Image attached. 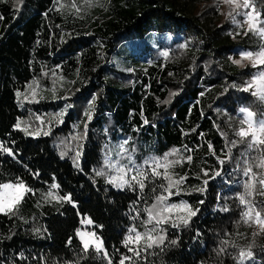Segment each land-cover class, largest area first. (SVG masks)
Here are the masks:
<instances>
[{
	"label": "trees",
	"instance_id": "obj_1",
	"mask_svg": "<svg viewBox=\"0 0 264 264\" xmlns=\"http://www.w3.org/2000/svg\"><path fill=\"white\" fill-rule=\"evenodd\" d=\"M216 1L0 0V146L15 153L10 157L0 147V184L22 179L33 190L14 213H0V264H119L121 256L131 255L122 245L127 230L145 232L142 210L168 182L152 180L143 193L138 186L133 191L107 183L118 173L105 168L106 160L127 163L119 154L126 139L141 166L175 152L168 159L184 162L169 172L173 180H186L171 189L180 195L167 203L199 209L187 226L179 220L187 212L174 210L171 218L180 226H161V248L143 251L145 238L137 264H238L240 250L250 246L254 264H264V229L255 211L244 222L248 207L238 198L248 180L241 170L248 159L255 181L245 199L264 219V167H256L264 147L249 157L242 156L246 145L239 143L227 151L244 126L239 108L264 112V101L252 89L242 91L253 69L233 63L241 50L262 49L264 38L233 23ZM249 4L264 21V0ZM18 122L20 129L14 127ZM229 156L230 162L218 164ZM52 183L59 187L52 189ZM49 192L70 194L72 203L54 200ZM225 206L229 210L221 211ZM136 210L141 215L134 220ZM83 218L102 226L86 229L103 242L107 258L94 248L83 252L77 236Z\"/></svg>",
	"mask_w": 264,
	"mask_h": 264
},
{
	"label": "snow or ice",
	"instance_id": "obj_2",
	"mask_svg": "<svg viewBox=\"0 0 264 264\" xmlns=\"http://www.w3.org/2000/svg\"><path fill=\"white\" fill-rule=\"evenodd\" d=\"M225 3L229 4H235L236 0H225ZM75 7V5H73ZM243 8V9H249L250 4L249 0H243V5L236 4V8L233 9V11L236 13L235 16H232V22L239 24V21L236 19V16H243L245 18V23L248 25V31L249 32H255L258 36L264 38V28L259 27L261 23H264V21L260 20V13L255 11L254 6H252L251 11H237L236 9ZM247 34V33H246ZM186 45H180L181 48H184ZM165 57L168 56V53H163ZM241 59H248L253 61L252 66L254 68H260L261 66H264V50H261L259 52H252V51H242L240 52ZM233 63L240 64V60H234ZM260 84V87L262 90H264V70H260L258 72V75L255 76L251 84H249L247 87L243 88L242 91L248 92L250 91L251 87L253 85ZM19 95V93H18ZM203 95V93H201ZM254 96H258L259 93H253ZM261 101H264V96L259 97ZM91 103V102H90ZM238 114L240 117V123L241 125H246L247 127L241 126L238 131H235V135L239 137V141H232L230 145L227 146V151L231 152L233 148L237 146V143L240 145H246V149L244 153H242L243 157H249L251 151L260 149L264 147V112H258L254 113L249 109L247 106H241L238 110ZM260 117L259 119L254 120V117ZM39 119V117H37ZM87 119L90 121L92 119L91 114L87 116ZM145 124H148V121H144ZM16 129H20L21 125L18 122L16 125H14ZM85 128H87V125H85ZM27 131L26 129H24ZM28 135H39V132L36 133H27ZM49 133L44 132L43 135L47 136ZM203 135V134H201ZM129 143V140L126 139L123 144L120 145L119 148V154L122 155V158L127 159V163H122L121 161H117L116 163H110L106 160L105 162V168H112L115 171H117V176H111L107 183L118 188V189H125L126 187L129 189H132L133 191L137 190V186L139 189V192L143 193L147 184L155 179L163 178L166 180L167 186L164 184H160L159 187L163 189V192L156 196L155 203L152 204L151 207L145 208L142 211L147 213V220H142L141 223L145 226V232L142 234L139 231L136 230V227H130L128 231V235L125 236L124 240L122 241V245L125 249H127L128 253H131V255H123L121 256L119 260V264H137V260L139 259L141 255V249L139 248V245L142 241H145L146 238V246L143 248V251H147L148 249L152 248H161L163 245H165L166 242V230L161 227L162 225H166L171 223V227L176 228L180 226L178 223L172 220L171 214L174 210L180 208L187 212L186 217H180V224H183L187 226L190 223V220L197 216L199 209L193 210L190 205H188L185 202H181L180 205L174 204V203H167V201L173 196V195H180V192L177 190L175 193L171 191L173 188L179 187L180 184H182L186 177H181L179 180H173L172 176L169 172V169H171L175 164L183 163L182 160H169L168 157L171 155H174L175 152L172 153H166L164 157L158 158V157H152L150 161H145L144 165H138L132 158V155L129 153L126 145ZM2 147V146H0ZM208 148L210 151L215 154V150L213 149V146L211 144L208 145ZM2 150L4 153H6L8 156L13 157L15 156L14 151L10 147H2ZM191 151V150H189ZM66 155V153H61V158H63ZM80 156V152H77V160ZM193 158L191 155L187 156V161H191ZM232 157H227L226 159H218V164L221 166H224L226 163L230 162ZM253 159H255L253 157ZM243 163L246 165L243 169V174L245 177L248 178V180L244 183V194L239 195V203L241 205H247L248 210L242 213V217H244V222L247 223L250 214L255 211V216L257 218V222L260 223L262 226V229H264V219L261 218V212L256 211V205L252 204L251 201H248L245 199L246 196L252 195V189L254 187V181L255 176L252 174V167L253 165L248 163V159H244ZM76 166L79 167L78 162L76 163ZM237 167L239 168L240 165L237 164ZM256 167H264V158L261 159L260 163L256 165ZM163 168V173L159 170ZM145 169H150V171H146ZM105 173L102 171H96V176H103ZM131 174V178L127 179L125 178V175ZM36 176L39 175V173L35 174ZM204 175H208V172L205 171ZM222 175V170L217 171L215 173V176H210L209 180L215 179L217 177H220ZM209 180H205L204 183L208 184ZM260 185L264 187V180L259 181ZM59 185L56 183L51 184L52 189L58 188ZM0 213H14L15 209L19 206L20 202L25 198L26 195L29 193H32V189L28 187L22 179H18V182L16 184L13 183H4L0 184ZM163 193H167V195H164ZM261 196H264V191H261L259 193ZM49 196H52V193H48ZM52 199L58 200L60 202L67 201L69 203H72V197L70 194L65 196H52ZM140 197H137V200H139ZM50 202V201H49ZM203 201H201V204ZM75 206V205H74ZM221 211L227 212L229 209L225 206ZM167 214V215H165ZM141 215L140 210H136V215L133 216V219L139 218ZM80 223L82 225H90L95 227H102L95 225L94 221L91 218H83L80 220ZM148 225H152V227L149 229ZM38 231V230H37ZM132 233H135V236L132 235ZM152 233H164L160 235H153ZM77 235L80 237L81 244H82V250L85 254H87L90 250V248H94L96 253L103 252V257L107 258L108 253L103 250V242L97 239H87L85 238V233L77 230ZM88 237H95V232L87 233ZM71 243V241H69ZM168 243L171 245L177 244V240H171ZM228 241H222V247L220 249L221 252H224L228 246ZM129 245H136L137 247H130ZM246 261H251L254 264V253L251 251V246L249 250L244 251L243 249L239 252V258H238V264H245ZM107 264H114V261L112 259L107 260Z\"/></svg>",
	"mask_w": 264,
	"mask_h": 264
},
{
	"label": "rangeland",
	"instance_id": "obj_3",
	"mask_svg": "<svg viewBox=\"0 0 264 264\" xmlns=\"http://www.w3.org/2000/svg\"><path fill=\"white\" fill-rule=\"evenodd\" d=\"M216 4H217V5H221V7H222V12H224V14H226L227 16H229V15H233V16H235L236 13L233 11V9L236 8V4L243 5V0H236V3H235V4L225 3V0H218V1H216ZM236 10H237V11H251V10H252V6H250L249 9L238 8V9H236ZM236 19H237L238 21H240V23H242L245 27H248L247 23H245V18H244L243 16H236ZM261 50H264V47H263L262 49H260L259 51H261ZM242 51H245V50H241V51H239V53L237 54V56L235 57L234 60H240V61H241V63L238 64L240 67L250 66V67L253 69L252 77H251V79L249 80V83H248V84H251L252 79H253L255 76L258 75V72H259L260 70H264V66H261L260 68H254V67L252 66L253 61L248 60V59H243V60H242V59H241V56H240V52H242ZM259 51H257V52H259ZM254 53H256V52H254ZM251 89L253 90L254 93H257V92L259 93L258 97H260V96H264V90L261 89L259 83H258L257 85H253V86L251 87ZM259 118H260V117H258V116H257V117H254V120L259 119ZM244 126L247 127L246 125H244ZM0 191H2V190H0ZM86 226H87V225H82V228L79 229L80 231H82V232H84V233L86 234V235H85V238H87V239H97L96 237H88V236H87V233H89V232H88V230L86 229ZM77 236H78V235H77ZM78 238L80 239L79 236H78ZM80 241H81V240H80Z\"/></svg>",
	"mask_w": 264,
	"mask_h": 264
}]
</instances>
